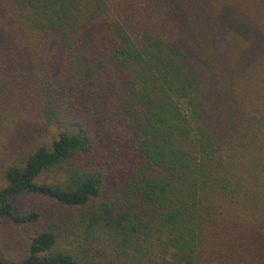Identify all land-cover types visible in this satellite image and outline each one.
<instances>
[{"label":"trees","instance_id":"trees-1","mask_svg":"<svg viewBox=\"0 0 264 264\" xmlns=\"http://www.w3.org/2000/svg\"><path fill=\"white\" fill-rule=\"evenodd\" d=\"M11 112L0 264H264V0H0Z\"/></svg>","mask_w":264,"mask_h":264},{"label":"rangeland","instance_id":"rangeland-1","mask_svg":"<svg viewBox=\"0 0 264 264\" xmlns=\"http://www.w3.org/2000/svg\"><path fill=\"white\" fill-rule=\"evenodd\" d=\"M17 114L11 112L6 115L2 120L0 126V164L9 163V157L11 152L6 153L7 149L11 150L13 146L25 145L28 142H41L49 143L51 137L54 135L52 128L47 132L44 126H40L38 118L33 114L27 112L20 113L21 117H17ZM23 122V123H19ZM21 124V128L16 126ZM10 147V148H9ZM43 179L37 180L41 182ZM45 181H48V177ZM5 184V180L2 172V165H0V188ZM14 212L16 214H22L29 210H35L39 208H46L49 202L44 201L42 198L32 197L27 193H21L10 199ZM20 228L14 225L7 219L0 218V255L3 259L8 261L16 260L18 252H21L19 247Z\"/></svg>","mask_w":264,"mask_h":264}]
</instances>
